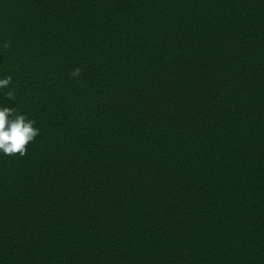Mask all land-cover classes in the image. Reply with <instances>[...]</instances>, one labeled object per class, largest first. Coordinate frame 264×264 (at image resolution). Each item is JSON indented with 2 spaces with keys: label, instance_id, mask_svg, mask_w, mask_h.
I'll use <instances>...</instances> for the list:
<instances>
[{
  "label": "trees",
  "instance_id": "trees-1",
  "mask_svg": "<svg viewBox=\"0 0 264 264\" xmlns=\"http://www.w3.org/2000/svg\"><path fill=\"white\" fill-rule=\"evenodd\" d=\"M9 76L0 264H264V0H0Z\"/></svg>",
  "mask_w": 264,
  "mask_h": 264
},
{
  "label": "clouds",
  "instance_id": "clouds-1",
  "mask_svg": "<svg viewBox=\"0 0 264 264\" xmlns=\"http://www.w3.org/2000/svg\"><path fill=\"white\" fill-rule=\"evenodd\" d=\"M11 77L0 78V89L7 88ZM8 99H13V92L6 93ZM39 134L34 127V121L25 114L18 113L16 109L0 106V154L24 156L26 145Z\"/></svg>",
  "mask_w": 264,
  "mask_h": 264
}]
</instances>
